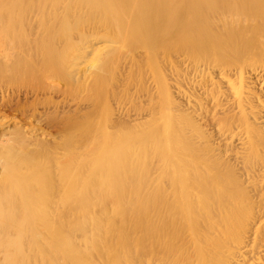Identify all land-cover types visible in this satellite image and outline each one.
Masks as SVG:
<instances>
[{
    "label": "bare ground",
    "instance_id": "1",
    "mask_svg": "<svg viewBox=\"0 0 264 264\" xmlns=\"http://www.w3.org/2000/svg\"><path fill=\"white\" fill-rule=\"evenodd\" d=\"M5 109L0 264H264V0H0Z\"/></svg>",
    "mask_w": 264,
    "mask_h": 264
},
{
    "label": "rangeland",
    "instance_id": "2",
    "mask_svg": "<svg viewBox=\"0 0 264 264\" xmlns=\"http://www.w3.org/2000/svg\"><path fill=\"white\" fill-rule=\"evenodd\" d=\"M64 60H65V63H64ZM175 60H179V58H176L175 57ZM54 61H56L55 59H54ZM57 62H59L60 63V65H58L59 66V69H60V71H61V75H62V79H50V80H48V81H50L49 83L52 85V88L53 89H56L57 90V92L55 91V93L53 94V99H56V100H61V102H62V105L63 106H61L60 107V113L59 114H62V113H64V111H68V110H70V109H73V110H75V109H77V108H81V109H87V105L86 104H88V102H85L84 101V103H82V104H78V102H79V98L78 97H74V96H68L67 98H64V96H63V94H61V92L64 90V88H65V82H64V80H63V78H65V71H67V58H63V57H59L58 59H57ZM64 63V64H63ZM84 64V63H83ZM182 64H184L185 65V63H182ZM181 68H182V70L185 68V66H183V65H181L180 66ZM147 70V69H146ZM168 70V71H167ZM185 70V69H184ZM147 73L145 74V76H144V78H143V80H145V77H146V84L147 85H152L153 84V81H152V75H151V73H149L150 71H146ZM166 73H165V75L166 76H168V77H166V78H168V80L167 81H169V83L171 84H173L172 86H171V88H172V90L173 89H175L174 88V85H175V81H174V79H175V76H173V74L171 73V71L169 70V69H166V71H165ZM169 75H168V74ZM118 74V73H117ZM67 77V76H66ZM151 77V78H150ZM148 78V79H147ZM174 78V79H173ZM56 80L57 81H59L60 83H57L56 84ZM148 80V81H147ZM137 82L139 83V81H135V83L137 84ZM132 83V84H131ZM133 84V81H126V84H125V82L123 83V84H125V87H124V85L122 84L120 87H118V91L120 92V91H122V89H123V91H124V88H126V87H128V92H133V91H135L134 89H135V87H136V84ZM133 85H135V87L133 86ZM22 87V86H21ZM21 87H19L18 88V90H20L19 91V95L17 96V98H19L21 101H27V102H30L33 98H34V94L33 93H31L30 92V94H27L26 96H25V93L24 92H28V90L29 91H31V86L29 87V85L27 86V87H25V86H23V88H21ZM29 87V88H28ZM28 88V89H27ZM121 89V90H120ZM10 90H11V88H10ZM21 90H22V92H21ZM59 91V92H58ZM8 93H9V91H8ZM10 93H11V91H10ZM24 94V95H23ZM32 94V95H31ZM57 94V95H56ZM24 97L26 98V99H24ZM72 97H74V98H72ZM142 98L144 97L143 95L141 96ZM32 98V99H31ZM64 98V99H63ZM15 100V99H14ZM110 103H111V106L112 107H114V110L116 111V103L114 102V101H111L110 100ZM125 106H129V102H127V103H125ZM52 106H50V108H51ZM49 108V110H52V113H54L53 111H54V109L53 108H51L50 109ZM41 110H43V108L41 109ZM124 110H125V108H124ZM114 111V112H115ZM15 111H12V109L10 110V109H5V110H2V112H0V119H2V117L3 116H7V117H9V118H12V119H14V118H16L15 116H16V114L14 113ZM116 113V112H115ZM58 114V115H59ZM25 116H27V115H25ZM25 116H20L21 117V119L20 118H16L17 120H19L17 123H14V122H12L11 124H9V126L8 127H4L5 129L6 128H8V130H10V129H12V128H22V129H24L27 133H29L30 132V134H32V138H36V139H38V138H40V139H43V140H51L52 139V136L50 135V137H49V132H51V131H53V130H56V127L55 126H53L54 124H51L50 122L48 123V121L45 119V118H43V117H41V118H38V120H32V118H30V117H25ZM14 117V118H13ZM133 117V116H132ZM21 120V121H20ZM199 122H201V124H202V126L204 127V128H206V130H210L211 128L209 127H206L205 125H204V120L202 121V120H198ZM15 124V125H14ZM19 125V126H18ZM16 126V127H15ZM35 126V127H34ZM12 127V128H11ZM53 127V128H52ZM32 128V129H31ZM33 128H35V130L33 129ZM55 128V129H54ZM1 129H3V128H0V131H1ZM4 129V130H5ZM31 129V130H30ZM44 130V131H43ZM53 132H55V131H53ZM250 193H252V191H250ZM261 193V192H260ZM260 193L258 192V196L260 195ZM256 196V195H255ZM258 196H256V199H258ZM258 223V221L256 220V224ZM255 225V224H254ZM252 237V234L250 233V237L249 238H251ZM262 243H264V242H262ZM262 253H264V252H262ZM165 264V263H164ZM166 264H170V262H168V263H166Z\"/></svg>",
    "mask_w": 264,
    "mask_h": 264
}]
</instances>
